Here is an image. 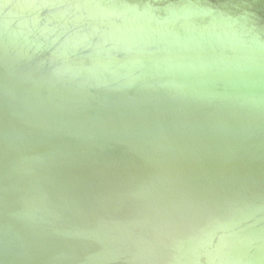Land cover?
<instances>
[{"label": "water", "instance_id": "1", "mask_svg": "<svg viewBox=\"0 0 264 264\" xmlns=\"http://www.w3.org/2000/svg\"><path fill=\"white\" fill-rule=\"evenodd\" d=\"M0 264H264V0H0Z\"/></svg>", "mask_w": 264, "mask_h": 264}]
</instances>
